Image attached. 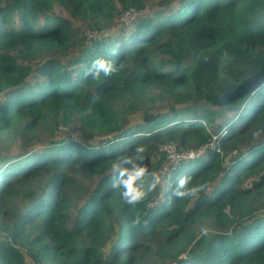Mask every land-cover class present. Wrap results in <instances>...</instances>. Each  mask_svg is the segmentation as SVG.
I'll list each match as a JSON object with an SVG mask.
<instances>
[{
	"label": "trees",
	"instance_id": "obj_1",
	"mask_svg": "<svg viewBox=\"0 0 264 264\" xmlns=\"http://www.w3.org/2000/svg\"><path fill=\"white\" fill-rule=\"evenodd\" d=\"M117 2L147 0H0V264H264V0H179L108 33ZM56 4L96 21L76 56ZM97 57L124 68L87 75ZM153 89L174 105L125 127ZM78 115L89 140L59 137ZM214 135L221 150L157 180L161 144L197 150ZM138 165L156 186L132 205L113 184Z\"/></svg>",
	"mask_w": 264,
	"mask_h": 264
},
{
	"label": "rangeland",
	"instance_id": "obj_2",
	"mask_svg": "<svg viewBox=\"0 0 264 264\" xmlns=\"http://www.w3.org/2000/svg\"><path fill=\"white\" fill-rule=\"evenodd\" d=\"M178 1L179 0H147L145 9L142 12L134 11L132 8H129L130 10L127 13H125L126 11L123 12L121 5L117 2L116 4L118 10L115 13V16L112 19V21L111 22L101 21L99 26L107 30L108 33H114V32L120 33L125 31H131L135 26V20L142 14L150 15L159 9H162L161 10L162 13L163 12L166 13L164 7H167L169 9L170 5L171 7H173V5L175 3H178ZM55 10L57 14H61L62 16L69 18L72 23L73 36L67 55L70 57L76 56L77 53L79 52V49L81 48V45L83 43L86 44L90 42L88 40L89 36L97 35L98 32L94 29V27H96L95 26L96 21L92 17L82 18L81 16L73 15L69 12L67 7L59 6L58 4L55 5ZM99 26H97V28H99ZM45 56L47 58L49 56L61 57L63 55L61 53L60 54L57 53V54H49ZM62 58L64 59V57ZM223 59L224 61H228L225 58ZM32 63H36V61H32ZM157 91H158L157 89L150 90L149 94L142 103L144 107L142 110L122 114V119L124 120L125 127L129 126L130 124L136 122L139 123L143 121V115L145 111L159 113L169 109V107L174 105L173 101L167 95L163 94L162 96H159L155 94ZM122 105L120 107H122ZM56 133L58 134L59 137H68L75 139L77 141H88L90 138L88 134H82L80 131L79 115L76 116V118L73 120V122L70 125L63 127L60 126L59 131ZM102 138L103 137L96 136L94 140L98 141L101 140ZM48 142H49L48 136L44 134L42 135L41 140L34 141L32 147L36 149H40L44 147L45 144ZM4 147L2 148V150L5 155L6 154L13 155L14 153L18 152V149L21 148L17 142H13L9 145H4ZM227 158H226V162H227ZM172 163L173 162L169 160V157L167 158L166 156V160L163 162V166H162L163 169L157 176L158 181L163 183L166 182L167 180L166 173L168 172ZM250 180L251 178H248L245 184L246 185L250 184L251 183ZM199 233L201 234V232ZM26 264H35V262L32 259L28 258L26 260Z\"/></svg>",
	"mask_w": 264,
	"mask_h": 264
},
{
	"label": "clouds",
	"instance_id": "obj_3",
	"mask_svg": "<svg viewBox=\"0 0 264 264\" xmlns=\"http://www.w3.org/2000/svg\"><path fill=\"white\" fill-rule=\"evenodd\" d=\"M129 10L130 9L126 10L125 13H127ZM111 54L116 55L117 53L115 51H113ZM123 68H124L123 63H121L119 65H115L112 61H109L108 59H106L104 57H97L92 61L91 66L88 69L87 75H91L95 78V77H99L100 74L103 73V75L105 77H107V76H111L112 74H114L116 72L121 71ZM161 145H160V147H161ZM204 146L206 148L202 152L199 151L200 148L197 150H188V151H193L196 155L189 157V158H183L177 164L172 163L168 172L166 173V176L168 175V173H170L172 171L173 168H175L184 159H191V158H195L199 155H204V154H206V152L209 148H216L217 150H221L220 146L218 145L216 135L213 136L212 142L210 144L204 145ZM141 150L142 149H137V151H141ZM129 159L130 158L123 157V158H120V161L127 162ZM114 167H117V165H115ZM162 169H163V167H162ZM162 169L160 171H162ZM146 171H147V169L145 167H141L139 165L136 166L135 168L131 169V170L128 168L119 169V175L121 178L116 183L113 184V187H119L123 190L121 195H122V197L126 203L132 204V205L140 203L145 198V196L147 195V192H150L155 188V186H156L155 183L148 185L147 189H145V187L143 186V183H138V181L139 182L143 181V178L146 174ZM187 179H190V178H187ZM187 179L181 178L180 187L185 186ZM201 190H202V188L199 186L193 187V188H185L183 191H180L179 189H175L173 191V195H175L177 197H181V198H183L185 196H195ZM134 223H139V219L137 218V220L134 221Z\"/></svg>",
	"mask_w": 264,
	"mask_h": 264
},
{
	"label": "built area",
	"instance_id": "obj_4",
	"mask_svg": "<svg viewBox=\"0 0 264 264\" xmlns=\"http://www.w3.org/2000/svg\"><path fill=\"white\" fill-rule=\"evenodd\" d=\"M205 148V146H202L199 151L202 152L205 150ZM160 150L165 152L166 155L168 152L167 158L169 157V160L176 164L183 158H189L196 155L193 151H188L177 143L175 144L172 142H166L162 144Z\"/></svg>",
	"mask_w": 264,
	"mask_h": 264
}]
</instances>
